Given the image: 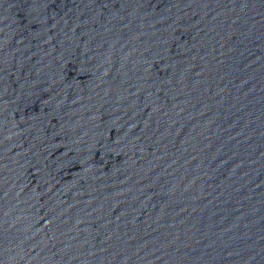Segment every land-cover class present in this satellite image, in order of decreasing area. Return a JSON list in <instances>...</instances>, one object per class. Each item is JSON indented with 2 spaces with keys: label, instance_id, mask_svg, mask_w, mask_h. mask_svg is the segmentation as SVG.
<instances>
[{
  "label": "water",
  "instance_id": "95a60500",
  "mask_svg": "<svg viewBox=\"0 0 264 264\" xmlns=\"http://www.w3.org/2000/svg\"><path fill=\"white\" fill-rule=\"evenodd\" d=\"M0 264H264V0H0Z\"/></svg>",
  "mask_w": 264,
  "mask_h": 264
}]
</instances>
